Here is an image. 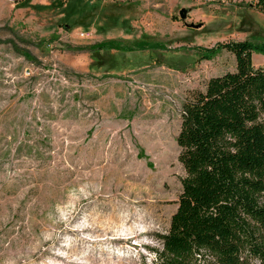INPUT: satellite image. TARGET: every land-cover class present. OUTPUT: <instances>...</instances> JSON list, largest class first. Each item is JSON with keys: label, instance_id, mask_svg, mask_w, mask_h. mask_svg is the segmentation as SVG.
I'll return each mask as SVG.
<instances>
[{"label": "rangeland", "instance_id": "rangeland-1", "mask_svg": "<svg viewBox=\"0 0 264 264\" xmlns=\"http://www.w3.org/2000/svg\"><path fill=\"white\" fill-rule=\"evenodd\" d=\"M243 40L264 44L251 0H0V264H153L184 97ZM105 41L157 48L78 51Z\"/></svg>", "mask_w": 264, "mask_h": 264}, {"label": "trees", "instance_id": "trees-1", "mask_svg": "<svg viewBox=\"0 0 264 264\" xmlns=\"http://www.w3.org/2000/svg\"><path fill=\"white\" fill-rule=\"evenodd\" d=\"M251 1L264 14V0ZM147 48L157 47L105 41L78 51ZM220 50L235 56L236 70L184 97L176 140L185 175L153 264H264V68L252 62L264 44L219 43L202 58Z\"/></svg>", "mask_w": 264, "mask_h": 264}, {"label": "water", "instance_id": "water-1", "mask_svg": "<svg viewBox=\"0 0 264 264\" xmlns=\"http://www.w3.org/2000/svg\"><path fill=\"white\" fill-rule=\"evenodd\" d=\"M188 12H189V10L186 8L181 9V11L179 13L180 18L185 21V24L187 27L194 28V29L200 28L202 26V24H195V23H187L186 22V19L188 18Z\"/></svg>", "mask_w": 264, "mask_h": 264}, {"label": "crops", "instance_id": "crops-1", "mask_svg": "<svg viewBox=\"0 0 264 264\" xmlns=\"http://www.w3.org/2000/svg\"><path fill=\"white\" fill-rule=\"evenodd\" d=\"M256 61L255 62H257V63H259V64H261V63H263L264 62V55L263 54H258L257 56H256ZM252 59H253V57H252ZM252 62H253V65L255 66V67H258V65H256L255 64V62L252 60Z\"/></svg>", "mask_w": 264, "mask_h": 264}, {"label": "built area", "instance_id": "built-area-1", "mask_svg": "<svg viewBox=\"0 0 264 264\" xmlns=\"http://www.w3.org/2000/svg\"><path fill=\"white\" fill-rule=\"evenodd\" d=\"M263 68H264V66H263Z\"/></svg>", "mask_w": 264, "mask_h": 264}]
</instances>
